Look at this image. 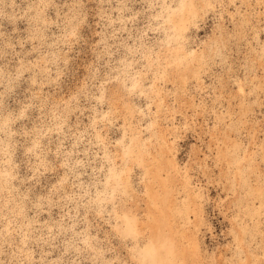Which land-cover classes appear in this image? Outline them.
<instances>
[{
	"label": "rangeland",
	"instance_id": "374dc122",
	"mask_svg": "<svg viewBox=\"0 0 264 264\" xmlns=\"http://www.w3.org/2000/svg\"><path fill=\"white\" fill-rule=\"evenodd\" d=\"M0 264H264V0H0Z\"/></svg>",
	"mask_w": 264,
	"mask_h": 264
}]
</instances>
